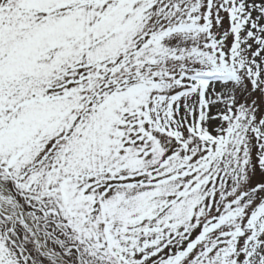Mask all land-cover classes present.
I'll list each match as a JSON object with an SVG mask.
<instances>
[{
	"label": "snow or ice",
	"instance_id": "snow-or-ice-1",
	"mask_svg": "<svg viewBox=\"0 0 264 264\" xmlns=\"http://www.w3.org/2000/svg\"><path fill=\"white\" fill-rule=\"evenodd\" d=\"M0 264H264V0H0Z\"/></svg>",
	"mask_w": 264,
	"mask_h": 264
}]
</instances>
